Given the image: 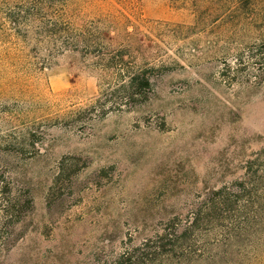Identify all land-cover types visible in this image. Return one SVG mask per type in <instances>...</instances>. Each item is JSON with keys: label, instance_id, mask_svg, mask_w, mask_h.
<instances>
[{"label": "rangeland", "instance_id": "1", "mask_svg": "<svg viewBox=\"0 0 264 264\" xmlns=\"http://www.w3.org/2000/svg\"><path fill=\"white\" fill-rule=\"evenodd\" d=\"M65 13L150 68V87L111 103L99 56L34 54L0 12V264L222 254L228 222L208 209L264 149V0H66ZM240 254L216 264H264L262 246Z\"/></svg>", "mask_w": 264, "mask_h": 264}, {"label": "trees", "instance_id": "2", "mask_svg": "<svg viewBox=\"0 0 264 264\" xmlns=\"http://www.w3.org/2000/svg\"><path fill=\"white\" fill-rule=\"evenodd\" d=\"M65 6L66 0H0L3 18L22 43H33L32 53L38 55L44 50L50 56L60 51L80 49L99 56L101 70L116 76V85L104 92L112 98L111 103L134 97L150 87V68L138 66L129 50L110 48L97 23L91 21L74 27L66 16ZM236 184L233 200L229 203L232 196L228 193L216 197L208 209L210 214L206 215L209 222H228L223 229L222 254L212 255L200 249L198 253L189 252L188 246L177 245L174 264H216L221 256L240 258L243 248L264 247V149L246 163L242 181ZM230 204L236 206L229 207ZM229 251H238L237 256H230Z\"/></svg>", "mask_w": 264, "mask_h": 264}]
</instances>
